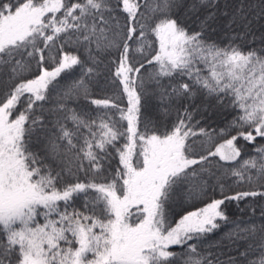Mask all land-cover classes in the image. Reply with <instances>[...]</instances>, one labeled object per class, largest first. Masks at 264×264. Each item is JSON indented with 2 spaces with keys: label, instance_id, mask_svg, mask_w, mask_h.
I'll return each instance as SVG.
<instances>
[{
  "label": "snow or ice",
  "instance_id": "1",
  "mask_svg": "<svg viewBox=\"0 0 264 264\" xmlns=\"http://www.w3.org/2000/svg\"><path fill=\"white\" fill-rule=\"evenodd\" d=\"M258 140L264 0H0V264H264Z\"/></svg>",
  "mask_w": 264,
  "mask_h": 264
},
{
  "label": "trees",
  "instance_id": "2",
  "mask_svg": "<svg viewBox=\"0 0 264 264\" xmlns=\"http://www.w3.org/2000/svg\"><path fill=\"white\" fill-rule=\"evenodd\" d=\"M197 119H199V117H197ZM258 143H264V140H258ZM248 154H251V147H249L248 153H246V155ZM188 210H194V208L190 207ZM229 211L230 213H235V215L231 217L232 219L241 217L244 220H254L257 224H259L261 222L262 211H264V199L255 198L253 200L250 198L247 202L241 203L239 209H237L235 205H230ZM228 227L230 226L223 227L221 233H218L217 235L219 236L223 232L228 231Z\"/></svg>",
  "mask_w": 264,
  "mask_h": 264
}]
</instances>
